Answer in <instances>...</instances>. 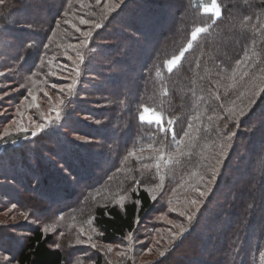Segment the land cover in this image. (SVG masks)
<instances>
[{
	"label": "trees",
	"instance_id": "1",
	"mask_svg": "<svg viewBox=\"0 0 264 264\" xmlns=\"http://www.w3.org/2000/svg\"><path fill=\"white\" fill-rule=\"evenodd\" d=\"M217 3L222 11L219 20L212 13H205L196 0H101L100 5L96 0L0 3V41L5 40L4 31L14 39L6 40L8 43L0 44V48L15 50L11 60L20 72L29 74V67L39 69L40 56L50 51L73 55L68 63L78 71L63 83V93H67L72 104L67 106L66 130L62 133L75 132L77 127V133L94 140L84 146L70 143L58 133L51 134L48 142L53 147L45 150H51L47 153L54 158L47 163L62 158L59 164H64L81 183L78 189L62 186L46 164L42 178L53 182L57 189L43 190L46 196L42 200L51 206L70 202L67 210L62 209V215L71 221L91 218L98 228V240L106 245L124 243L130 232L139 237L142 223L155 215L163 216L147 228L145 236H140L145 240L143 248L149 245L146 240L150 235L163 244L164 255L150 264L175 263L185 238L193 237L200 240L195 244L200 255H192L185 264H260L259 253L264 251V92L259 91L264 88V0ZM109 7L114 10L108 12ZM246 17L252 19L247 21V27H242ZM81 18L99 22L102 27L96 29L93 23L81 25ZM212 20L216 22L209 27ZM63 21L91 32V37L78 36L74 42L62 34L59 41L63 46L75 43L77 47L63 50L57 43L54 45L50 36L58 29H66ZM149 23L154 30L148 29ZM195 27H206L208 31L198 37L181 63L169 72L167 61L186 46ZM49 39L53 45L50 43L48 48ZM126 40L129 42L125 46ZM136 48L146 53L137 58ZM87 76L98 82L93 85V92L85 91L82 84L76 85L80 79L85 83ZM93 93L97 97H91ZM83 94L87 96L82 97ZM253 94L255 103L240 119V128L219 175L208 185L223 133L233 130L227 110L233 102L237 109L247 106ZM145 106L161 112L165 121L174 120L173 125H165L169 128L167 133L159 132L155 123L139 119ZM82 116L99 124L85 125ZM172 132L176 134L175 142ZM185 132L189 135L184 136ZM28 135V131L10 133L0 139V146L21 142ZM44 136L32 142L47 143ZM180 140L184 141L183 155L176 154L175 143ZM161 142L164 159L156 151ZM10 147L12 151L6 148L8 153L1 155L0 160L8 161L17 154L16 147ZM132 152L135 156L130 155ZM169 155L171 162L166 163ZM36 157L34 152L29 159ZM21 166L26 174L2 167L5 171L0 172L1 180L15 182V178H20L30 184V174L35 170L29 160ZM161 176L163 184L158 188ZM4 187L1 189L6 195ZM201 191L206 193L204 197L200 196ZM192 200L198 203L192 204ZM168 218L174 221L170 227ZM12 232L0 229V254L8 256L11 264H91V260L94 264H114L112 260L106 262L102 254L92 257L93 251L79 252L76 246L68 249L66 255L63 247L56 246L55 235L41 227H27L28 233L20 241ZM127 254L119 255V260L127 259L122 264L151 261L140 262L134 250H127Z\"/></svg>",
	"mask_w": 264,
	"mask_h": 264
},
{
	"label": "rangeland",
	"instance_id": "2",
	"mask_svg": "<svg viewBox=\"0 0 264 264\" xmlns=\"http://www.w3.org/2000/svg\"><path fill=\"white\" fill-rule=\"evenodd\" d=\"M196 2L204 7V5L208 3V0H196ZM87 3H89V1ZM152 22L153 21H151V23ZM62 24L66 27V29L62 28L61 30L58 29L54 31V34L53 36H50V39L54 40V45L57 43V46L63 47V50H72L73 48L77 47V44H70L71 47L67 44L63 46L59 41L61 35L67 34L71 37V40L74 41L76 37L84 36L83 33H85V31L80 26H77L70 21L67 23L63 21ZM73 25H75V27H73ZM11 26L15 25L13 24ZM147 26L149 30H154V25L149 23ZM77 29H79V31H77ZM4 33L5 40L0 41V44L3 43V45H5L4 42L7 44V41H11V39H13L10 38L8 31H4ZM50 39L47 43L48 48L50 47V43L53 45V42ZM118 40L119 38L116 39V42H118ZM128 42L129 41L126 40L125 46ZM42 47L43 51L45 47L43 45ZM142 50L143 49L141 48H136L135 54L137 55V58H140L143 53H146V51ZM59 51H50L47 52V54L45 53V55L40 56L42 64L39 63V69L33 70L29 67V74H27L26 72H20L19 69H17L16 62L13 61V59L11 60V56L15 50L11 49V47L9 49L5 47L0 48V73H3V75H0V139L5 137V128H8V134L24 131L23 129H26L29 132L28 138L26 140L17 143L12 142L13 144L11 143L9 145H4L5 143H2L0 146V156L8 153L7 149L12 151L10 145L16 147L18 152L16 155L12 154V157L9 158L10 160L8 161L1 159L0 167H4L8 170H19V172L23 173L24 171L20 170L22 167L21 165L25 163L26 160H29L35 170L32 174H30L32 179L30 184H27L25 181L22 182L20 178H15V182L12 180H1L0 178V191L2 192V194L0 192V229L8 232L12 230V235L16 238V240L20 241L23 239L26 233H28L25 232L27 227L35 226L41 227L43 229L48 227L49 231L47 232L53 233L55 235L56 245L59 244V247H63L66 255L68 249L71 247L74 248L76 246L79 252L90 250L89 252H94H91L92 257H96V254H102L106 262L108 260L111 262L110 260H112L114 264H122L126 263L127 259L121 257L119 260L118 253L125 252L127 254V250H134L139 254L140 262H147L149 260L151 261L148 262V264L155 262L159 260V257H161L160 253L162 252L163 244H161L160 241L158 242L154 235H150L146 240L149 245L143 248L142 245L145 243V240L140 238V236H145L147 228L154 221L161 219L163 216L155 215L151 220H146L145 223H142L139 226V237L132 235L131 242L126 238L124 243L119 242L115 245H112V252H107V245L101 243L98 240V228L94 225V223H92L91 218L84 217V219L79 221H71L73 219L68 218V220L62 215V211L67 210L70 202H60L55 206H51L49 201L45 202L42 200V196H46V194L42 192L43 190L50 191L57 189V185L55 188L53 187V182L48 181L47 178H45L47 179V181H45V179L42 178V176L45 175L46 164H48V166L53 169L52 174L60 179L62 186H74L76 189H78L81 183L80 178L72 177L71 174L68 173L69 171H67V168L64 164H59L62 162H59L62 158L59 161L47 163V160H52L54 158L49 153H47L51 150H45L52 149L53 147V145L48 142L50 141L49 138L51 137V134L55 135L58 133V135L62 138L69 139L70 143L73 141L84 146L94 142V140L91 138L83 135L82 132L77 133V127H74L73 129H76L75 132L62 133V131L66 130L65 120L68 117L66 112H69L67 106L72 104V101L67 97V93H63L64 86L66 85L63 83L65 81H70L69 77L71 78L74 72L78 71V69L75 70L68 63L71 59L70 56L73 55L66 52L65 54H62V52L60 53ZM136 65L137 62L135 61L134 66ZM119 69L123 68L119 67ZM122 72L124 73V71ZM33 73H35V75H33ZM29 77H31V79H29ZM87 77L88 78L85 83H82L80 79L77 81L76 85L78 87L82 84V87L85 91L93 92V85L97 84L98 82L94 80L95 78L90 79L89 77L91 76ZM52 85H56V87H52ZM22 91L27 92V95L22 96ZM29 93H31V95ZM85 96L87 95H82V97ZM33 97H35V99H33ZM91 97L95 98L97 97V94L93 93L91 94ZM17 109H19V111H17ZM57 111L60 113L59 119H56ZM112 113L113 112H111V114ZM145 115L150 118L151 113ZM46 118H51L53 122L47 123ZM81 120L86 123L85 125L99 124V121L86 116H82ZM13 121H15V123H13ZM38 123L45 124L43 131L37 132L36 125ZM33 132H37V134L33 136ZM42 136H44L47 143L41 145L38 142H32L36 140L35 138L39 139ZM34 152L38 157L31 161L29 157L31 156V153ZM57 153L60 155L59 152ZM21 155H24V157L21 158ZM21 159L24 160L21 161ZM2 171L5 170L2 168L0 172ZM16 175H18V172ZM27 176L29 177V175ZM5 184H9V186L4 187ZM1 187H4L6 195L3 194ZM19 188H21V190ZM12 204H15L16 207L11 208ZM67 215L68 213L66 216ZM25 216H27V219H25ZM89 221H91V224L88 223ZM166 221L168 227H170L171 223L174 222L170 218L166 219ZM81 228L84 229L83 233L80 231ZM167 232L170 231L167 230ZM61 233H63V235H61ZM89 236L92 237L90 242L83 244L76 243L78 237L81 240L88 241ZM184 241V245L180 247V249L182 248L179 252V254L181 253V256L179 257L176 255L174 259L175 263L171 262L169 264H185L187 259L193 257L194 255H200L195 250V244L200 242L199 239H195L194 237L192 239L185 238ZM91 243H96L97 248L93 249L91 247ZM187 246L188 248L185 249ZM148 249H151V251L149 252ZM127 256L129 258L128 254ZM3 257H5V255L0 254V264H11L10 260H4ZM88 261H90V258ZM91 261V264H94V260Z\"/></svg>",
	"mask_w": 264,
	"mask_h": 264
},
{
	"label": "snow or ice",
	"instance_id": "3",
	"mask_svg": "<svg viewBox=\"0 0 264 264\" xmlns=\"http://www.w3.org/2000/svg\"><path fill=\"white\" fill-rule=\"evenodd\" d=\"M121 2H122V0H121ZM0 3H3V0H0ZM100 3H101V0H96V4L97 5H100ZM113 10L114 9L111 8V7H109L107 9L108 12H111ZM203 10H204L205 13H212L213 16L216 18V20H219L222 17L221 7L217 3V0H208V3H206L204 5ZM66 15H67V13H66ZM251 19H252V17H246L245 20L242 21V27H247L248 26L247 25V21L251 20ZM216 20H212L210 25H209V27L211 26V24H214L216 22ZM66 23H67V21H66ZM81 23H83V24L93 23V26L96 29H99V28L102 27L101 23H99V22H90V21L85 20L83 18H81ZM73 27H75V25H73ZM77 31H79V29H77ZM207 31H208V28H206V27H195L191 31L190 39L188 40L186 46L183 47L177 54L173 55L171 57V59H169L167 61V70L169 72H172L173 69L175 67H177L181 63V61L185 57L186 53H188L189 50L193 48L194 43L197 42L198 37L202 33H205ZM83 35L85 37L90 38L91 37V32H85V33H83ZM84 43L87 44V40H85ZM82 59H83V57H81V60ZM262 71H264V69H262ZM0 75H3V73H0ZM33 75H35V73H33ZM244 75H247V73H244ZM29 79H31V77H29ZM52 87H56V85H52ZM232 87H235V84H233ZM259 91L264 92V88H260ZM29 94L31 95V93H29ZM254 97H255V94H253V97L249 99L247 106H241L239 109H237L236 106H235V102H233V105L228 108V110H227L228 113H229L228 119L233 124V130L226 131V132L223 133L222 142L218 145L219 153L215 156V163L210 169L211 177L208 179V182H207L208 185H211L217 179V176L219 175L220 166L223 164L224 159L226 158L228 148L231 147V141H232L233 137H235L237 135V130H239V128H240V119L247 114V112L251 109V106L255 103V98ZM33 99H35V97H33ZM37 107H38V105H37ZM17 111H19V109H17ZM148 113H151L150 118L145 115V114H148ZM59 118H60V113L57 111L56 112V119H59ZM139 119L141 121H146L149 124L155 123L157 125L158 131L161 132V133H167L169 131V128H166L165 125L171 126V125L174 124V120L173 119H168L167 121H165L164 118H163V114L161 112L156 111L155 109H150L147 106L143 107L142 112H141V114L139 116ZM209 119H211V117H209ZM46 122L47 123H52L53 121H52L51 118H46ZM13 123H15V121H13ZM245 123H247V121H245ZM44 127H45V124L38 123L36 125L37 132L38 131H43ZM188 127L191 128L192 125L189 124ZM224 128L227 129V123H225ZM23 130L27 131L26 129H23ZM8 131H9L8 128L4 129V135L5 136L8 135ZM248 131H251V129L249 128ZM37 132H33L32 135L35 136L37 134ZM188 135L189 134L187 132L184 133V136H188ZM171 139L174 142L176 141V134L174 132L171 133ZM183 143H184L183 140H180L179 142L175 143L176 154H179V155H183L184 154L181 151V145ZM149 147H152V145L149 144ZM141 151H143V149H141ZM156 151L160 153L159 158L160 159H164L163 142H161L160 148L156 149ZM130 155L135 156V152L130 153ZM167 162H171V155H169L168 161H166V163ZM157 166L159 167V165H157ZM196 174L197 173H193V175H196ZM200 178L204 179L203 176H201ZM163 179H164V177L161 176L160 177L161 183L156 185V187H158V188L162 187ZM197 190L199 191V189H197ZM205 195H206V193L204 191L200 192V196L201 197H204ZM152 198L155 199V196H153ZM121 200H123V197H121ZM191 203L192 204H197L198 202L196 200H192ZM15 207H16L15 204L11 205V208H15ZM249 208H251V204H249ZM198 210L199 209H197V211ZM187 218H188L189 221H191L192 216L189 215ZM25 219H27V216H25ZM88 223L91 224V221H89ZM44 231L45 232L49 231V228L45 227ZM80 231H81V233H83L84 229L81 228ZM93 231H94V229H93ZM183 231L184 230L181 229V233L180 234H182ZM61 235H63V233H61ZM127 239L130 242L132 241V233L131 232L128 234ZM91 240H92L91 236L88 237V241L81 240L78 237L77 240H76V243L77 244H83V243H86V242H90ZM56 246L59 247V244H57ZM91 247L93 249H96L97 248V244L96 243H91ZM106 248H107V252H112L113 246L112 245H107ZM148 251L150 252L151 249H148ZM118 255L124 257V256H126V253L125 252H120V253H118ZM160 255L163 256L164 253L161 252ZM3 259L4 260H8V257L5 256V257H3ZM259 262H260V264H264V251H261L259 253Z\"/></svg>",
	"mask_w": 264,
	"mask_h": 264
}]
</instances>
